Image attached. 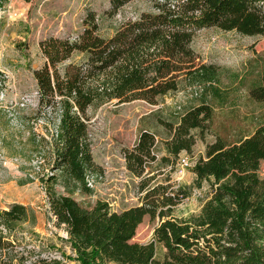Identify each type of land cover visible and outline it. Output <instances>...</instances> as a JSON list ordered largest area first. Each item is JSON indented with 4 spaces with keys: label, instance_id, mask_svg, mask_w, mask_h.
<instances>
[{
    "label": "rangeland",
    "instance_id": "rangeland-1",
    "mask_svg": "<svg viewBox=\"0 0 264 264\" xmlns=\"http://www.w3.org/2000/svg\"><path fill=\"white\" fill-rule=\"evenodd\" d=\"M111 9L110 0H5L0 5V211L21 203L30 212L27 220L15 223L0 216V263L81 264L69 234L55 223L50 209L45 181L53 170L52 131L59 112L40 107L35 70L47 62L41 42L49 37L76 39L90 11L96 13L100 34L109 37L127 19L154 10L148 0H132L115 14ZM192 48L198 63L216 68L215 78L194 81L183 75L177 90L155 102L113 99L86 112L97 176L90 178L91 193L68 190L83 207L107 201L111 210L121 212L144 204L155 188L148 200L160 202L166 195L177 201L174 206H152L124 240L128 249L142 248L152 239L161 211L178 219L201 213L214 179L198 183L193 167L218 139L227 144L247 141L245 153L264 175V100L251 95L264 80V35L207 27L196 32ZM81 57L74 54L60 69ZM203 103L212 108L211 118L192 130L191 151L175 158L165 142L172 139L181 117ZM144 130L156 135V159L136 175L127 168L125 150L134 147ZM53 172V188L66 194L61 171ZM165 251L160 246L159 257ZM103 264L130 262L125 253L114 251Z\"/></svg>",
    "mask_w": 264,
    "mask_h": 264
},
{
    "label": "trees",
    "instance_id": "trees-1",
    "mask_svg": "<svg viewBox=\"0 0 264 264\" xmlns=\"http://www.w3.org/2000/svg\"><path fill=\"white\" fill-rule=\"evenodd\" d=\"M131 1L110 0L111 12ZM148 1L153 11L127 19L109 37L100 34L96 13L90 11L76 39L49 37L41 42L47 62L35 70L39 105L59 112L52 131V171H61L62 184L69 191L91 193L87 176L96 175L98 169L85 117L89 107L113 99L155 102L177 90L183 75L194 81L215 78L216 68L198 63L192 48L202 28L264 35V0ZM76 53L82 57L61 70L59 65ZM251 95L264 100V80ZM211 116L212 108L205 103L184 114L172 139L165 142L167 152L177 158L182 151H191L192 130L204 127ZM156 144V135L144 130L134 147L125 150L127 168L142 175L148 161L156 159ZM246 144L220 139L209 144L193 172L198 183L214 179L211 198L199 215L189 219L168 218L161 211L152 239L142 248L128 249L123 242L152 206L177 204L166 195L160 197L161 204L148 200L156 188L147 193L144 204L121 212L111 210L107 201L85 208L53 188L57 175L52 173L45 183L55 223L65 227L81 264H103L114 251L125 253L130 264H264V175L245 153ZM0 216L15 223L27 220L30 212L26 205L14 203ZM160 246L166 250L162 258Z\"/></svg>",
    "mask_w": 264,
    "mask_h": 264
},
{
    "label": "built area",
    "instance_id": "built-area-1",
    "mask_svg": "<svg viewBox=\"0 0 264 264\" xmlns=\"http://www.w3.org/2000/svg\"><path fill=\"white\" fill-rule=\"evenodd\" d=\"M52 173H54V172L52 171L51 174H52ZM91 176L94 178V176L96 177L97 175H95V174H89V175L87 176V184H88V186H89L90 188H93V183H92V180L90 179ZM54 218H55V216H54ZM67 233H68V232H67Z\"/></svg>",
    "mask_w": 264,
    "mask_h": 264
},
{
    "label": "crops",
    "instance_id": "crops-1",
    "mask_svg": "<svg viewBox=\"0 0 264 264\" xmlns=\"http://www.w3.org/2000/svg\"><path fill=\"white\" fill-rule=\"evenodd\" d=\"M62 189H65V187H62ZM67 191V193L65 194V193H62V194H65V195H71L72 196V193L71 192H68V190H66ZM66 191H64V192H66ZM73 197V196H72Z\"/></svg>",
    "mask_w": 264,
    "mask_h": 264
}]
</instances>
